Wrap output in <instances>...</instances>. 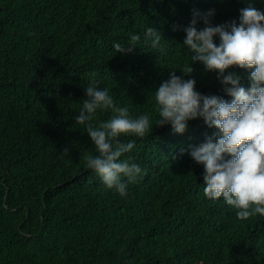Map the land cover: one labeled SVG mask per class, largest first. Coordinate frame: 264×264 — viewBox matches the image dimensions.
I'll list each match as a JSON object with an SVG mask.
<instances>
[{"label":"trees","instance_id":"obj_1","mask_svg":"<svg viewBox=\"0 0 264 264\" xmlns=\"http://www.w3.org/2000/svg\"><path fill=\"white\" fill-rule=\"evenodd\" d=\"M264 10V0H252ZM248 0H0V264H264V217L203 195V166L189 153L212 136L202 119L184 134L154 126L121 137L144 170L128 195L106 189L86 166L95 149L75 116L95 79L133 117L171 70L203 95L229 99L216 74L189 69L182 41L193 10L214 25L238 19ZM162 51L143 42L148 27ZM203 28V22L198 23ZM141 36L133 53H117ZM191 54V53H189ZM238 72L248 86L247 69ZM110 112L98 113L107 120ZM154 123V120H153Z\"/></svg>","mask_w":264,"mask_h":264},{"label":"clouds","instance_id":"obj_2","mask_svg":"<svg viewBox=\"0 0 264 264\" xmlns=\"http://www.w3.org/2000/svg\"><path fill=\"white\" fill-rule=\"evenodd\" d=\"M215 9L193 10L182 45L188 54L189 69L199 63L206 72L216 74L223 86V96L203 95L196 80L184 79L171 70L151 96L153 112L133 117L127 105L117 106L107 88L92 79L84 87L87 99L82 101L76 123L83 125L95 149L86 157L85 166L106 189L128 195L129 185L142 178L143 169L130 158L121 159L135 147L133 141L122 143L121 137L144 138L154 126H171L174 134H184L189 122L202 119L217 131L204 143L193 146L191 159L203 166V195L235 210L238 220L264 217V10L252 0L239 10L238 19L214 25ZM204 27L199 28L198 23ZM161 34L148 27L143 42L162 51ZM141 36L132 34L126 45L113 43L117 53H133ZM191 53V54H189ZM247 69L248 86L234 68ZM110 112L107 120L98 113ZM154 120V123H153Z\"/></svg>","mask_w":264,"mask_h":264}]
</instances>
